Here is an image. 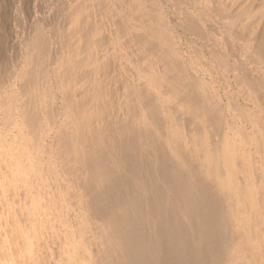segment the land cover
Here are the masks:
<instances>
[{
	"label": "bare ground",
	"instance_id": "6f19581e",
	"mask_svg": "<svg viewBox=\"0 0 264 264\" xmlns=\"http://www.w3.org/2000/svg\"><path fill=\"white\" fill-rule=\"evenodd\" d=\"M100 1H102V0H100ZM100 1L98 0L97 2L100 3ZM107 1L109 3L110 1H113V0H110V1L107 0ZM120 1L116 0V2H117L116 4L120 3ZM122 1H124V0H122ZM141 1L140 0H130V1L126 0V1H124V3L125 2L126 3L128 2V3L123 5V2H121L120 4H122V5L120 6V8L115 7V9H116L115 10L113 7V11L117 12L118 14L116 13V16H115V12H113L114 15H113V13H111V14L113 16H115L116 19L118 18V20H119L118 21L119 26L118 27L116 26L117 29H115V28H113V29L116 32L117 30H119V27H120L119 32L117 31L116 34L112 31L113 29H111L112 33H114L116 35V37L117 36L120 37V38H117L118 42L120 39L119 44H114V43H113L114 45L111 44V46H113L114 48L110 46V42L107 40V39H109V38H107L109 35L108 32H107V34H108L107 37H105L106 35H104V34L107 31L105 29H107L109 27V25H111V23H113L112 24V27H113V25L115 24L116 21H114L112 19L114 22H111L112 21L111 20V21H109V25H108V23H106V25H108L107 28H105V29H104V27L100 28V26H104V24L99 21V19L101 17L98 18V21H97L100 23V25H99L96 22L97 19L94 20V18L96 16L94 15V18L92 17V14L90 16V13L92 11H91V8H89L88 6L91 4L90 3L91 0L89 1V3H90L89 5L87 4L88 3L87 1L81 0V2H80V0H79V3H76L75 6L73 5L71 7V12H69L70 13L69 17L71 19V22L69 21L70 22V26H69L70 30H69L68 38H66V39H68V40H66V41H68L67 48H65L63 46V44H61V47L63 46V48H65L67 52L65 54L64 53L62 54L64 56H62V55H61L62 57L60 56L62 59H60L59 62H57V63H59L58 67L55 66L56 68H54V69H57V71L56 72L53 71L55 73L54 76H58V77H56L58 80V81L56 80V82H58V84L55 82L56 85H58L61 89V90L60 89H58V90L62 91L63 95H64V100H63L64 101V103H63L64 109L61 113L62 121H60V123L58 122L59 124H57V126L54 125L57 128H55L56 129L55 135L52 136V137H54L53 138L54 144L52 145L53 147H52L51 152L53 151V153L55 154V156L57 155L59 160L57 159L58 162H57V164L54 165V167L50 166V168L52 169V172L50 169L49 170H50L51 174H53V173H54V175L58 174L57 177L61 179L62 177L63 178L65 177V174L68 172V171L66 172V170L68 168L65 170L66 173H63L64 176H61L60 171L63 168L68 167L70 165V167H71L70 170H72V169H73V171L75 170L74 174H76V175H74V176L75 177L77 176V179H80L82 177L81 179L87 180V178L85 177L86 174L89 175L91 173L92 174L91 176L94 179V180H92L93 184H95L96 186H101L103 184L106 187V190H107V191H105L106 193L103 192V194H105L104 200L108 199L107 201H109V206L111 207L110 210L114 209V211H116L120 215L117 214L118 217L116 215L118 221L115 218L116 223L114 225H112L110 231H107V233L104 232V234L106 235L109 233L108 238L111 240V243L114 242L117 245V241H118L120 243V244L118 243L120 245V247L125 245L124 249L119 248L118 250L121 249L122 251L123 250L129 251V248L132 247L133 245L136 246L135 250H137V251L140 250V243L139 242H141V241H139V239H137V236H135L136 239H133L132 234L134 232L138 231L139 229L140 230L143 229L142 231L146 232L145 230H149L148 229L149 226L151 227V225H153V223L151 224V220H153L157 215L156 214H155V216L152 215V216H154V218L152 219V216L150 215V212H149L150 210L148 207L150 204V201L155 199L154 203H156L158 199L159 200L161 199L160 201L158 200L155 209L158 210V208H159V210H161V212L163 214V209L162 208L160 209V207H162V204L163 205L166 204V202L168 200V198L166 200V197L169 195L170 198L172 199L171 200L172 203H170V204H172V206L171 205L170 206H171V208H174V210L176 211L174 213L177 214L175 216L177 218L179 217L178 219H180L183 222V223L180 222L181 226H183L182 224H184L183 227L186 228V230H187V231L185 230V232H187L189 234V236L191 237V238L188 237L189 241L187 242V236L188 235H186L185 232L180 231L181 228H179L178 231L182 232V234H184V236L186 235L184 237L180 233L181 236L184 237V239H186L185 241L187 242V246H188L187 248L182 249L183 244L185 246L186 242L185 243L183 242V244L182 243L180 244L179 240H182L183 238L180 239V236L174 235V234L172 235V233L170 234V235L174 236L175 238L178 237L177 241H179L178 243L180 245H178V244H177V246L175 245L176 246L175 251H177L178 253L173 251V253L174 252L176 253V255H173V257L174 258H175V256L178 258L181 257V259H180L181 261L184 258L183 260H185V262L182 261L181 264H183V262H184V264H187V263L188 264H204V263L205 264H239L240 260L243 261V259L249 258L252 261V259H255L256 257H258L260 260V259H262V257L259 256L260 254H262L261 248H264L263 246L261 247L259 244L260 241L263 242V238H264V208H262V206H261L262 201L260 202V199H259L260 194L258 196L257 191H259V190L254 185V183H255L253 181L254 175L252 173V168L250 166L251 164L249 163V155L246 153V151H244V150H246V145L248 142H245V144H246V145L244 144L245 149H243L244 146L242 147V145H241V144H243L242 143L243 141H241V143L233 141L232 140L233 138H230V137H232V134H231L230 137L228 136L229 138L226 136L223 137V139H222V137L221 138L219 137L222 140V141L219 140V141H221V143H219L215 146L212 144V142L210 141V136H209L210 132L209 131L214 127V125H213V127L210 125V127H211L210 128L208 126L209 124L206 123L210 120L204 121L201 119L202 118L201 117L202 111H205L204 107H207V105H206L207 99L212 97V96L208 97L207 96L208 93H207L206 94L207 97H205L204 92H203L204 88H200V90H198L199 91L198 93L200 96L198 95V93H197V95L199 96L198 98L201 97V99H202L201 102L204 103L203 105L201 104L203 106V108L201 105L198 106L197 101H194L193 98H191V96H190V98L193 101H190L191 99L189 100L190 105H188V103L186 105L184 104V102H185L184 100L186 99L184 97H186V95L181 97L183 94L180 95V93L183 91L184 92L187 91V92H189V95H190V93L194 90L193 85H195L197 83L193 84L194 81L192 80L193 81L192 82L190 77H189L190 80L188 79L189 75H187V73H189V72L187 71V73H186L185 68L183 69L182 65L180 66V64L176 63L178 61L175 62V60H174L173 54L176 57V54H175L176 52L172 51L171 48H169V47L173 48V45L171 46V43H170L171 40L169 41L170 45L167 44V41H166V39H168V38H166V34H167L166 31L167 30L164 28V25L167 24V23H165L166 18H165V21H163L165 23L164 24L162 22V19H164V18L161 19L160 14H158V12L156 11L158 9V10H160L159 13H161V9L159 7L156 10L151 9L153 7V5H152V7H151V5H150V7L147 6V7H149L147 9L145 7V5H143V4H146L147 2L142 4ZM146 1H150V0H146ZM197 1H199V0H197ZM197 1H195V2H197ZM159 2L157 4L160 5ZM210 2H212V1H210ZM262 2H263L262 3L263 5H261L262 6L261 7L260 5H257L256 0H221V3L223 5L222 7H224L223 9H225V11L223 9H221V10H223L224 13H227V16L229 15L228 16L229 17V24L225 23L226 21L224 18L223 19L225 22H223L221 20L222 24L225 23L227 26L229 25V27L226 26V28H229L231 30L232 37L231 36H229V37H231L232 40H233V36L234 37L235 36H239V37L241 36V38L243 37L244 39H246L245 41L247 43H245V42H244L245 44L241 43L244 45V47L246 44H248V43L253 44L256 41L259 48H261V49L263 48L264 33L262 31L261 34H258L256 32V29H255L256 28L255 27L256 21H261L259 18L262 17V15H264L262 13L264 10L263 9L264 1H262ZM112 3H109V5ZM152 3H154V1ZM93 4H94V2H93ZM95 4L93 6H95ZM103 4L105 5V3H103ZM116 4H115V6H116ZM104 5H102V6L104 7L105 10H107L109 5H107V3H106V5L108 6L106 8ZM113 5H114V3H113ZM206 5L207 4H205V6ZM219 5H220V3H219ZM219 5L217 8H219ZM102 6H101V8H102ZM212 6H214V4ZM259 6L263 9L262 11H261ZM91 7H92V4H91ZM96 7L98 8V6H96ZM96 7H94V8H96ZM154 7H155V5H154ZM97 8H96V10H97ZM101 8H100V10H103V8L102 9ZM110 8L112 9V7H110ZM210 8H212V7H210ZM96 10L94 9L92 13H94ZM98 10H99V8H98ZM98 10H97V12H99ZM108 10H109V8H108ZM197 10H198V8H197ZM212 10H214V9H212ZM212 10L209 9V11H212ZM88 11L90 13H88ZM110 11L111 10L106 11L105 14L108 12L110 14ZM101 12L104 13L103 11H101ZM176 12H178L180 14V15L179 14L178 15L181 16V12H183V11L180 10V12L179 11H176ZM185 13H187V12L185 11ZM185 13H183V14H185ZM224 13H222V14H224ZM109 14H107L108 18L110 17ZM205 14H206V12H205ZM210 14H211V12H210ZM212 14H214L213 11H212ZM96 15L101 16L102 14H96ZM198 15H200V14H198ZM202 15H204V14H202ZM104 16L106 18V15H104ZM113 16H111V17H113ZM184 16H181V17L184 19ZM190 16H191V14H190ZM89 17L92 19H90ZM164 17H165V15H164ZM181 17H179V18H181ZM189 17H186V18L189 19ZM193 17H195V16H193ZM102 18H103V16H102ZM105 18H103V20H107ZM204 19L205 18H203L202 20H204ZM185 20L186 19H184V21ZM195 20H196V18H195ZM193 21H191V22H193ZM214 21H215L214 23H216V22L219 23V21L218 20L216 21V19ZM105 22H107V21H105ZM118 22H116V23H118ZM183 22H181V23H183ZM187 22H189V21H186L184 23L187 24ZM191 22H189V23L191 24ZM196 22H197V20H196ZM196 22L194 21L192 24H194V23L196 24ZM208 22L209 21H207V24H208ZM209 23H211V22H209ZM101 24H103V25H101ZM168 25H167V27H168ZM181 25H183V24H181ZM189 25H187V26H189ZM217 25H216V28H217ZM205 26H207V25L205 24ZM209 26H212V25H209ZM209 26L207 28H209ZM223 26L224 25H222V28H223ZM200 27L201 26H199V28ZM110 28H108V29H110ZM169 28H170V26H169ZM191 28H192V26H191ZM212 28H213V26H212ZM214 28H215V26H214ZM214 28H213V30L215 31ZM195 29L198 32L199 29L198 28H195ZM201 29H202V27H201ZM224 29L225 28H223L222 31ZM188 30H190V27ZM196 30H194L193 32H196ZM202 30H201V32H199L200 34L197 33L198 36L199 35L203 36L202 33L204 30L203 31ZM210 30L213 32V30L211 28L208 29V32H210ZM230 30L228 31L229 33H230ZM217 31H215V32H217ZM169 33H171V32L169 31ZM204 34H207V33L204 32ZM208 35L210 36V34H208ZM214 35H215V33H214ZM216 35H217V33H216ZM228 35H230V34H228ZM36 37H35V39L33 38L32 40H36ZM43 37H41V33H39L38 38L39 39L41 38V40H38V41L36 40L38 42L37 45H39V43L42 45L44 44V46L46 45V43H45L46 41L45 40H44L45 42L43 41V39H44ZM116 37H115V39H116ZM225 37L226 36H224V38ZM170 38H171V36H170ZM204 38L206 39V37H204ZM215 38L213 40H210V39L209 40L213 41V42H217V40ZM110 39L112 40V38H110ZM227 39H228V37H227ZM200 40H201V38H200ZM209 40H207V41H209ZM36 41H35V44L33 43L34 41L33 42L30 41L31 43L34 44V45L32 44V46L36 45ZM39 41H41V42L43 41L44 43H41ZM64 41H65V38H64ZM233 41L235 42L236 39ZM233 41H232V43H233ZM111 42H113V41H111ZM237 42H238V40H237ZM64 44H66V43H64ZM37 45H36V48H37ZM42 45L39 46L40 47L39 49L37 48L38 52L40 49H42ZM47 45H46L45 49H46V52L48 53L47 50H48L49 46H47ZM225 45H227V44H225ZM108 46H110L109 47L110 49L112 48L113 52L110 50L112 52V54L115 52L114 56L115 55L118 56V59H119L118 61H120L119 63H118V61L112 60V58H111L112 56L110 55L111 52L108 49H107V51L105 50ZM29 47H30V45H29ZM31 48H33V47H31ZM45 49H44V53L42 51L43 49L41 50L42 51L41 53H43L42 55H41V53L39 54L38 52H36L37 51L36 50L35 53H38L40 56H36L37 55L36 54L33 57L34 58L38 57L39 59H42V61H44V56L46 55ZM124 49H126L125 52H124ZM246 49H247V47H246ZM33 50H35V48L32 49V53H33ZM254 50H256V49H254ZM28 51H30V50H28ZM62 51L65 52L63 49H62ZM258 51H260V50H258ZM171 52H174V53H171ZM35 53H33L32 55H34ZM118 54H120L121 56ZM255 54H256V52H255ZM32 55L29 54V56H32ZM42 56H43V58H42ZM28 58H29V60L31 59V57H28ZM38 58H37V61L41 62V60H38ZM50 58L52 59V56ZM258 58H261V57H258ZM114 59H117V57H115ZM261 60H262V58H261ZM30 61H29V63H30ZM33 61H35V59H33ZM38 62H37V65L35 64L36 66L34 65V67H36V69L38 66ZM253 62H255V61H253ZM30 65H32L31 68L33 69V63H31ZM40 65H41V63L39 64V66ZM28 66H29V64H28ZM39 66H38V69L36 71H34L35 69L34 70L31 69V71H30V69H28L30 72H28V75H25V76H29V74H30L29 77L30 78L32 77V79L34 80L33 77L37 76L38 72L42 69L41 67L43 65L40 68H39ZM45 67L46 66L44 64V68L42 71H44ZM29 68H30V66H29ZM23 71L26 74V71L25 70H23ZM32 71L34 73H36L35 76H33V74H31ZM42 71H40L39 74H42L43 73ZM56 73L58 75H56ZM46 75H45V80L47 77ZM42 76H44V75H41L40 77L42 78ZM38 77H35L36 78V80H34L35 82H37ZM43 78H42V80H44ZM32 79H31V81H33ZM187 79L189 80V82H187L188 81ZM38 80H41V79L39 78ZM31 81H29V82H31ZM48 81H46V82H48ZM25 82H26V80H25ZM41 82L42 83H40V82H38V83H40V85L41 84H46L45 86L48 85L47 83H43V81H41ZM38 83H36V84H38ZM48 83L50 84L51 82H48ZM28 85H31V84H28ZM26 86H27V83H26ZM45 86L43 85L42 88H41V86H37V87H39L40 88L39 90L41 92H43L41 89H43ZM195 86L197 87L198 85H195ZM201 87H203V86H201ZM23 88H25V90H26L28 88V86L25 87V85H24ZM30 88H31V86H30ZM30 88H28L27 90H29ZM36 88L34 87L35 90L38 89V88L37 89ZM34 89H33L34 92L31 91L32 89H30V91L32 94L34 93L37 95V93L35 92ZM45 89L47 90V88H44V91H45ZM41 92H38V94L40 95ZM153 92L157 95H160L159 97L156 95L157 98H155L156 101H154V103H153V100H154L153 95H155V94ZM22 94H23V92H22ZM45 94H46V91H45ZM23 95H26V92ZM63 95H62V99H63ZM191 95L194 96V99H195L196 94L193 95V93H191ZM43 96H44V92H43ZM45 96H44V98H45ZM11 97L7 96L5 99L2 100L4 102L3 108H5V110H4L5 113H4V117H3L4 118L3 124H2L3 127H1V128L5 129V130L3 129L5 132L4 135H6V132H8L7 134L12 132L13 128L15 129V126L17 125L16 124L17 118L15 120L14 111H13V107H15L13 105V102L15 103V101H12ZM23 97H25V96H23ZM28 97H29V94H28ZM28 97H25V98H28ZM33 98H34L33 100H36L35 96ZM180 98H182V99L179 100ZM183 98H184V100H183ZM28 99H30V98H28ZM196 99H197V97H196ZM33 100L32 99L28 100L26 103L23 101L21 102L24 105L22 104L23 106L21 105L20 108H18V109H20L19 115L21 113V116H20L21 118L23 115L24 118H22L21 120H23L22 122L24 125L28 126L29 124H32L31 127L28 126L30 128V130L33 129L32 127H34V128L36 127L35 130H37V133H38V134L36 133L38 135L37 138H38V140H40V144H41L42 139H39V137L41 135L40 131L45 129L44 125L48 124L47 122L45 123V120H47L48 118L45 115H40L42 113L44 114L46 111V110H44V112H42V113L39 111L40 108H38V107L41 106L42 105L41 103H43V102H41V101L39 102L41 105L36 103L39 100L34 102L35 104H37V109H36L34 104H33ZM208 100H213V99H208ZM189 101L186 99V102H189ZM48 102H49V100H48ZM208 102H209V104L211 103L210 101H208ZM212 102L214 103V101H212ZM172 104H174L176 106L180 105V107L184 110H187V108H188L189 113H190V109L192 110V113H193L192 119L189 120L187 118L189 121L192 120L191 122H193V123L190 122L191 125L187 123L189 125V127L194 126L192 133L189 134L186 131L188 133L186 135L183 131L185 127H183V130H182L183 132H181L179 129H176V127L169 125L168 123H169L170 118H168V116L166 118L165 117L161 118V116H160L161 110H162L161 108H165V107L170 108V106ZM48 105H49V103H48ZM174 105H173V107H174ZM50 106H51V104H50ZM17 107H15V108H17ZM212 107H214V105H212ZM62 108H63V106H62ZM208 108H211V106ZM215 108H217V107L215 106L214 109ZM42 109L43 108H41V111H43ZM182 109H181V111H182ZM212 109L213 108H211V111H212ZM49 111H51V110H49ZM56 111L57 110H55L54 113ZM175 111H178V110H175ZM206 111H208V110H206ZM216 111L217 110H215L214 112L212 111L213 112L212 114H214ZM178 112H179L178 114H180V111H178ZM47 113L51 114L49 112H46V115H47ZM189 113H188V117L190 115ZM207 113H209V111L206 113H203V115H204L203 118H205V116H206L205 114H207ZM175 114H177V112ZM186 114L184 112V114L182 113L181 115H186ZM215 114H217V113H215ZM19 115H17V117ZM51 115L54 116L53 113ZM217 115H219V113ZM43 116H45V118H47V119L43 120V118H44ZM162 116H163V114H162ZM54 117H56V116H54ZM54 117H53V119H54ZM186 117L184 116L185 119H186ZM208 117H209V119L211 118L210 116H208ZM217 117L219 118V116H216L215 120H217ZM190 118H191V116H190ZM53 119H52V121H53ZM178 120H180V119L178 118ZM215 122H217V121H215ZM222 122H225L223 120V118H222ZM53 124H54V122H53ZM53 124L50 125L51 128H52ZM178 124H179V122H178ZM221 124H223V123H221ZM185 125H186V123H185ZM185 125H183V126H185ZM50 126H48L47 128H50ZM216 126L219 127V124H216ZM220 126H222V125H220ZM218 127H217V130H218ZM222 127H224V126H222ZM256 127H258V126H256ZM256 127L254 129H256ZM188 128H186V129H188ZM24 130H27L28 133L30 134L29 129L24 128ZM217 130L215 129L214 131H212V133H215V131H217ZM221 130H224V129L222 128ZM259 130L264 131V129H259ZM1 131H2V129H1ZM225 131L228 132V129L226 128ZM256 132L258 133L259 131H256ZM2 133H3V131H2ZM15 133L16 134L11 133V135L13 134L12 137L10 135L11 142H9L8 145H5V146L2 145L1 149H0V151H1L0 152V159L2 160V165L6 166V169H4L3 178H1V180H0V192H1L0 203H1V205L5 206L7 208V209L5 208L7 210V213L5 212V214L2 215L3 217H5L6 223H3L4 225H1L2 223L0 224V255L2 253L1 258H0V264H16V261L20 260V258L22 259V264H96V262H95L96 258H94L95 256L92 255V253L89 251V247H88L89 246L88 242L90 243V241H91V244L93 243L92 241L96 242V236L97 235L93 236V234H92L93 232L89 229L90 228L89 218L91 216H94V215L91 214L92 212L88 213V212H86V210L82 211L83 207L81 205H84V204H80V206L77 207V203L74 204V202L69 201L72 197H73L72 199H74L73 201H75L76 196L74 198V196H73L74 194L70 195L71 192L64 189L63 185L66 186L67 184L65 185L66 181L63 184L62 183L63 180L61 181L60 188L62 186V188L65 190V192H63L64 190L61 191L62 194H60V197L59 198L56 197L59 200V203L61 206L59 208L60 211H57L58 207H56L57 212L53 210L54 204L48 205L47 206L48 209L46 211H44L45 210L44 207H46V206L42 205L43 199L37 193L38 190H36V188H35L36 187L35 184H38L39 182L34 183V181L36 180L37 175L40 173H38L39 171L35 170L34 169L35 167H33V165H31V163H32L31 162L32 161L31 156L32 155L28 150L31 147L29 145L25 144L27 142H25L26 138L23 135L21 136V134L17 133V131ZM44 133H42V135H43L42 137L45 136ZM229 133H233V132H229ZM240 133H241V131H240ZM257 133H256V136L259 135V136H257L259 138L254 136L257 138V140L258 139L260 140V142L258 140L257 141L258 143H256L257 151L260 155H262L264 157V150H263L264 148L262 149L263 144H264V132L259 133V134H257ZM24 134H25V132H24ZM53 134H54V131H53ZM217 134H219V131L217 132ZM223 134L224 133H222L221 135H223ZM31 135L34 136L35 134H31ZM213 135H215V134H213ZM227 135H229V134L227 133ZM2 136H3V134H2ZM245 136L247 138V134H245ZM42 137H40V138H42ZM213 137H212V139H213ZM215 138H217V135ZM238 139H239V136H238ZM51 140H52V138H51ZM26 141H27V139H26ZM43 141L44 140H42V142ZM29 143H32V141ZM238 143H240V144H238ZM251 144L252 143L250 142V145ZM26 145L30 148L26 147ZM42 145L43 144H41V146ZM250 145L248 147H252ZM49 147L51 148V146H49ZM35 148H37V147H35ZM41 148L42 147H40V149L38 150V153H36V154L41 155L39 153ZM253 148L256 150L255 146H253ZM47 150H45V151H47ZM34 151H36V150H34ZM48 151L50 152V150H48ZM250 151L251 150L249 148V153H250ZM42 153H45V152H42ZM46 154L48 155V153H46ZM255 154H256V151H255ZM42 155H45V154H42ZM33 156H35V154ZM187 156H188V158L190 157L189 162H187L189 160V159H187ZM254 157H256V156L254 155ZM44 158H41V159H44ZM51 159H49V160H51ZM186 159H187V161H186ZM250 159H253V157ZM259 159H261V158H259ZM34 160H35V157H34ZM38 160H40V159H38ZM52 162H53V159H52V161H50V163H52ZM263 162H262V164H263ZM40 163L42 164V162H40ZM158 163L160 166L158 165ZM43 164L45 165L44 162H43ZM262 164L260 163V165H262ZM37 165H36V167H37ZM157 165H158V168L160 167V169H158V170H160V172L158 170H156ZM39 166H41V165H39ZM262 166L260 168H263ZM37 168H39V167H37ZM42 168H46V167L42 166ZM257 168H259V167H257ZM49 170H47V174H48ZM77 170H78L79 175L77 174ZM157 171L159 172V175H157ZM44 172L45 171L42 170V173H44ZM50 172H49V174H50ZM88 172H90V173H88ZM263 172H262V174H263ZM54 175H50V176H54ZM44 176L46 177V174H44ZM74 176H73V178H74ZM50 178L51 177H49V179ZM67 178H69V177H67ZM239 178H242L244 180V182H243V180L240 182L239 180H241V179H239ZM262 178L263 177H261V179ZM42 179H43V177H42ZM51 179L49 181H51ZM77 179L75 181H78ZM89 179H90V175H89ZM155 179H156V181L158 180L159 184L155 182ZM56 181L57 180H55V183H56ZM58 181H60V180L58 179ZM58 181H57V183H58ZM80 181H79V184H80ZM152 181L155 182L153 184H158V186L153 187V189L154 188L156 189L157 187H159V192H158L159 194H156L154 192L155 190L153 191L155 193V196L151 195V194H153V192H151V194H150V192H147L148 187L151 188L152 186L150 185L151 187L150 186L147 187L146 183H148V182L152 183ZM35 182H37V181H35ZM45 182H47V181H45ZM67 182H68V179H67ZM73 182H74V179H73ZM85 183H88V182H85ZM92 183H90V184L92 185ZM43 184H45L44 181H43ZM90 184L85 185V186H91ZM51 185H52V183H51ZM58 185H59V183H58ZM69 185H71V184H69ZM72 185L75 186V184H72ZM163 185H165V187ZM256 185H257V183H256ZM93 186H91L90 188L93 189L95 187V186L94 187ZM104 186H102V187H104ZM44 187H45V185H44ZM44 187L41 186V188H44ZM78 187L80 188L81 186L79 185ZM163 187L166 189H164ZM258 187H259V185H258ZM38 188H39V186H38ZM66 188H69V187H66ZM81 188H80V191L76 192L77 194L75 193V195L79 196V199H81L82 195H83L80 192H82L81 190H83L84 188L83 187H81ZM85 188H88V187H85ZM73 189H76V188H73ZM100 189H102V188L99 187V190ZM135 190H138V191H136L137 193L135 192ZM150 190H152V189H150ZM50 191H47V192H50ZM59 191H57V192H59ZM74 191H76V190H74ZM94 191H95V189H94ZM51 192H53V191H51ZM51 192L49 194L50 195L49 197L52 199ZM91 192H93V191L91 190ZM96 192H98V191H96ZM261 192L263 193L264 191H261ZM148 193L150 195H148ZM87 194L88 193H86V195ZM103 194L101 192L100 195H102V197H103ZM54 195H56V194H54ZM69 195L72 197L70 198ZM86 195L84 194L83 196H86ZM88 195H87V197H88ZM92 195L95 196V194H92ZM56 196H59V194ZM91 196H89V197H91ZM94 196H92V197H94ZM97 196H99V195H97ZM156 196H158L159 198L158 199L154 198ZM263 196L264 195L262 194V199H263ZM102 197H100V198H102ZM150 197H152L153 199H150ZM50 198H49V200H51ZM148 198L150 199V201H148ZM170 198H169V200H170ZM91 199L93 200V198H91ZM96 199H97V197H96ZM45 200H46V198H45ZM76 200H78V199H76ZM81 200H84V199L82 198ZM104 200L102 202L105 203ZM52 201H53V199H52ZM44 202L45 201L43 200V203ZM98 202L100 203L99 199L97 200V204H98ZM57 203H58V201L56 202V205H57ZM72 203L76 206V208L82 207L80 209V211H82V212H77V214L75 215L77 209L75 208L76 209L75 210L74 208L71 207L73 205ZM147 203H149V204H147ZM260 203H261V205H260ZM86 204L88 205V203H86ZM90 204H91V202H90ZM152 205H151V207H152ZM159 205H161V206L159 207ZM28 206L31 207V212L33 213L32 217H28ZM106 206H108V205H106ZM84 207H85V205H84ZM88 207H86V208L91 210L94 206L92 207L89 205ZM98 207H99V205L96 208H98ZM100 207L102 208V206H100ZM167 207H169V206L167 205ZM94 208H93V210H95ZM104 208L105 207H103L102 210ZM71 209L75 211V213L73 212L75 215L74 216L75 220L73 222H71V219H72L71 215L73 213L69 212V213H71V215H70L71 217H69V215L66 213L68 210H71ZM2 210H4V209L2 208ZM93 210H91V211H93ZM97 210H98L97 212H99L100 208ZM105 210H107V209H104L103 212L106 213ZM105 213H104V215H105ZM108 213H112V212L111 211L108 212V210H107V214H106L107 216L109 215V217H111V215ZM88 214H91V215H88ZM93 214H95V218H96L97 213L94 212ZM159 214H158V218H159ZM172 215L174 216L173 212H172ZM49 217L50 218L52 217L51 218L52 221L49 220ZM99 217L101 218L100 213H99L98 218ZM98 218H96L95 220H97ZM100 218L98 220L101 221ZM167 218H169V217H167ZM90 219H92V217ZM105 219L102 220V223H103V221L106 222L108 220V219H106V220ZM173 219L174 218L169 220L170 225L173 224V226L176 228V224L178 222H173ZM178 219H177V221H180ZM92 220H91V222L93 223L94 221H92ZM155 220H156V218H155ZM163 220H165L164 217H163ZM75 221H76V224L74 223ZM160 221L162 222V218L159 221L158 220L155 221V224H156V222H158V224H160L159 223ZM171 221L173 222L172 224H171ZM174 221H176V219H174ZM88 222H89V224H88ZM73 223L75 225H72ZM94 223H96V222H94ZM102 223L101 224L96 223V226L98 227V229L101 230L102 228H105L104 229L105 231L108 230L110 226L109 227L107 226L108 229H106V226L105 227L102 226V228H101ZM163 223H161V225H163ZM170 225H169V227H170ZM178 225L179 224H177V226ZM49 226L52 228V229L51 228L50 229L53 231L54 234H55L54 231H57L55 229V227L60 226V228L63 230L61 232V234L65 235L64 238H63V235L61 236V238H63L65 241L64 242L65 243L64 249L62 248L63 251H61L59 254H57L56 257H53L54 255L52 256L51 252H53V251H50V253H48L49 251L46 248L47 243L51 240L48 237H53V236H51L52 233H51V235L48 234V232L51 231V230L50 231L48 230ZM163 226H161V227L164 229L165 227H163ZM181 226H178V227H181ZM91 227H93V225ZM146 227H148V228L145 229ZM158 227H159V225H158ZM184 228L181 230H184ZM166 229H169V228H166ZM166 229H165V231H169V233H170V230H166ZM104 230H102V231H104ZM94 231H95V229H94ZM102 231H100V232H102ZM150 231H151V229H150ZM165 231H163L164 235H165ZM175 231L177 232V230H175ZM97 232H98V230H97ZM172 232H174V231H172ZM57 233H59V232H57ZM102 233L99 234V236L103 235V237L107 238L108 235L105 236ZM142 233H140V234H142ZM47 234L49 236H47ZM137 234L138 233L136 232V234H134V235H137ZM149 234H150V232H149ZM150 235H152V234H150ZM155 235H157V234H155ZM155 235H154V241H156ZM167 235H169V234H167V232H166L165 236H167ZM170 235L167 237L170 238ZM143 236L145 237L144 233H143ZM147 236H148V234H147ZM165 236H161V237L164 238ZM123 237H125V238H123ZM54 238H55V236H54ZM152 238L153 237H150L151 241H152ZM157 238H158V236H157ZM146 239H148V237H146ZM158 239H157V243H158ZM137 240H138V242H137ZM142 240H144V239L142 238ZM164 240H165V238H164ZM164 240H160L159 242H162ZM168 240H170V239H168ZM168 240L166 241L167 243L169 242ZM175 240L176 239H174V241ZM99 241H100V237H99ZM102 242L105 243L104 245H107L106 244L107 241L104 242L102 240ZM142 242L143 243L141 244V247L142 246L145 247L144 241H142ZM145 242H146L145 245L147 246V242H149V241H145ZM52 243H53V241H52ZM137 243H139V245ZM167 243H165V244H167ZM170 244L171 243H169L167 246H169ZM188 244H190V245H188ZM93 245H95V244L93 243ZM99 245L101 247V244H99ZM99 245H98V248H99ZM137 245H138V247H137ZM150 245L152 247L154 246L152 244H150ZM150 245H148V246H150ZM173 245H174V242H173L172 246ZM262 245H264V244H262ZM95 246H93V247H95ZM175 246H174V249H175ZM56 247L58 248V246H56ZM62 247H63V245H62ZM112 247H110V248L112 249ZM170 247H168V249ZM3 248L4 249L8 248V251L5 252L3 250ZM51 248L49 250H53ZM95 248L97 249V247H95ZM108 248H109V246H108ZM115 248H113V250ZM133 248H134V246H133ZM145 248H147V247H145ZM54 249H55V247H54ZM96 249H94V250H96ZM100 249H98V250H100ZM107 249L106 248H105V250L103 249L104 251L102 252V254L106 253V254L110 255L109 252L111 250L109 251V249H108V251H107ZM170 250H171V248H170ZM57 251H59V250L57 249ZM122 251H120V252L122 253ZM263 251H264V249H263ZM111 252H113V251H111ZM129 252H128V257L125 256L126 259L129 258V256H131V254L129 255ZM99 253H101V252L99 251ZM99 253L97 251V254H99ZM118 253H119V251H118ZM134 253H136V252H134ZM206 253L208 255V256L206 255L207 258L209 257V259H207L205 257ZM3 254H4V256H3ZM115 254H116V252H115ZM115 254H114V257L111 256L112 254L110 256L113 258H115L116 256L119 258L121 256V255L118 256L117 254L115 256ZM124 254H126V253H124ZM139 254H141V253L139 252ZM165 254H167V253H165ZM158 255H160V254H158ZM170 255H171V253H170ZM99 256L101 257L100 259H102V256L100 254H99ZM145 256H146V254L144 256L142 255V258H141L142 260H140L141 263H143L142 261L148 260L147 257H145ZM121 257H124L123 254ZM148 257H150V256L148 255ZM105 258H106V256H105ZM105 258H103V259H105ZM107 258H108V256H107ZM110 258H108V260ZM51 259H54V261L52 262ZM100 259L98 260V262L100 261L102 264V261ZM112 259H110V260H112ZM115 259L113 261H116ZM120 259H122V258H120ZM110 260L107 262H110ZM113 261H111V262L113 263ZM131 261H133V262L129 261V262H125L124 264H126V263H129V264L132 263L133 264L135 261L138 262L137 258H134V255H133V259ZM242 261H240V263ZM248 261L250 262V260H248ZM253 261L255 262L257 260L255 259ZM107 262H105V263H107ZM111 262H110V264H111ZM120 262H122V261L120 260L118 263H120ZM178 262L180 263V261H178ZM249 262L246 261V263H248V264H249ZM261 262H259V263H261ZM243 263H245V261ZM103 264H104V262H103ZM138 264H140V263H138ZM144 264H145V262H144ZM250 264H253V263L251 262Z\"/></svg>",
	"mask_w": 264,
	"mask_h": 264
},
{
	"label": "rangeland",
	"instance_id": "374dc122",
	"mask_svg": "<svg viewBox=\"0 0 264 264\" xmlns=\"http://www.w3.org/2000/svg\"><path fill=\"white\" fill-rule=\"evenodd\" d=\"M77 1V2H76ZM85 1H87L88 3V5L91 3L92 4V7H91V4L88 6L89 8H91V11L93 12V10L95 9L96 10V6H98V8H99V10H98V8H97V10L99 11V12H97V10L94 12V13H92L89 9V11L91 12H89L88 11V13H90V16H91V14H92V17L94 18V15L96 16L95 18H94V20H96V22L98 21V18H102V16H103V18H105V16L104 15H106V18L105 19H107V20H103V18L101 19H99V21L101 22V23H103L104 24V26H100V28L102 27H104V29L105 28H107L108 27V25H109V21H111L112 19L114 20V21H116V22H118L119 20H118V18L116 19V13L117 12H115V11H113V7H114V9H115V7L117 8V7H119L120 8V6L122 5V4H120L121 2H123V5H125V4H127L126 2L124 3V1H126V0H124V1H120V3H118V4H116L117 2H116V0L113 2V1H110L109 3H114V5H113V3L112 4H110L109 5V3H108V1L107 0H102V1H100V3L99 2H97L98 0H91V2L89 3V1L90 0H85ZM104 1V2H103ZM118 1V0H117ZM128 1H130V0H128ZM141 1V0H140ZM151 1V0H150ZM150 1H144V0H142L141 2H142V4L143 3H146V4H143V5H145V7L148 9L149 7H150V5H151V7H152V5H153V7L151 8V9H157L158 7L161 9V13H159V11L160 10H156L157 12H158V14H160V16H161V19L162 18H164V19H162V22L163 21H165V18H166V21H165V23H167L166 25H164V28L167 30H165L166 31V38H170V36H171V38L168 40V39H166V41H167V44H169V41L171 40V46L173 45V48L172 47H169V48H171V50L172 51H174V52H176L175 54H176V57H175V55L173 54V57H174V60H175V62L176 61H178V62H176L177 64H180V66L182 65V68L184 69L185 68V71H186V73H187V71L189 72V73H187V75H189L188 76V79L190 80V78H191V81L193 82V84L194 83H197V84H195V85H198L197 87L195 86V85H193V88H194V90L191 92V93H193V95L194 94H196V97H197V99H196V97H195V99H194V96H192L191 95V93H190V95H189V92H181L180 93V95H182L181 97H183V96H185L186 95V97H184V98H186L188 101L191 99V98H193V100L194 101H197V104H198V106H200L201 104L203 105L204 103L203 102H201V97L200 98H198L200 95H199V91L198 90H200V88H204L203 89V92H204V95H205V97H210V96H212V97H210V98H208V99H213V100H208L207 99V102L208 101H210L211 103L209 104V102L207 103L206 102V105H207V107H204V110L205 111H202V120H204V121H208V120H210V121H208V122H206L207 124H209L208 126L210 127V125L213 127V125H214V127L209 131L210 132V141L212 142V144L215 146V145H217V144H219V143H221V137H222V139H223V137H230V135L232 134V137H230V138H233L232 140L233 141H236V142H240L241 143V141H243L242 143L243 144H241L242 145V147L244 146V148L243 149H245V142H248L247 143V145H246V150H244V151H246V153L249 155V163L251 164L250 166H251V168H252V173H253V175H254V179H253V181L255 182H253L254 183V185H255V187L259 190V191H257L258 192V196H259V194H260V196H259V199H260V202L262 203V205H261V203H260V205L262 206V208H264V196H263V199H262V194L264 195V192L262 193L261 191H264V157L262 156V155H260L259 153H258V151H257V147H256V143H258L257 141L259 140H257V138H259V137H257V136H259V135H257L256 136V131H259L257 134H259V133H262V132H264V131H262V130H259V129H264V43H263V48L261 49V48H259V46H258V44H257V42L255 43H248V44H246L245 45V47H244V45L243 44H245V43H247L245 40L246 39H244L243 37L241 38V36L239 37V36H233V40H235L236 39V41L234 42L233 40H232V34H231V30L229 29V28H226V24L228 23L229 24V15L227 16V13H224L223 12V10L225 11V9H223L224 7H222L223 5H222V3H221V0H199V1H197V0H152L151 2ZM154 1V3H152ZM160 1V2H159ZM169 1V2H168ZM177 1V2H176ZM195 1H197V2H195ZM210 1H212V2H210ZM257 1V5H263L262 3V1H264V0H256ZM80 2H81V0H80ZM93 2H94V4H95V6H93L94 4H93ZM151 4H150V3ZM160 3V5L159 4H157V3ZM207 2V3H206ZM218 4H217V3ZM76 3H79V0H0V149H1V146L3 145V146H5V145H8L9 144V142H11V137H12V135H11V133H14V134H16L15 132L17 131V133H20L21 134V136L23 135L26 139H27V141H26V139H25V142H27V143H25V144H27V145H29L30 147H28L27 145H26V147H28V148H30V149H28L29 150V152L31 153V159H32V163H31V165H33V167H35L34 169L35 170H37V171H39L38 173H40V174H38L37 175V177H36V180L35 181H37V182H35L34 181V183H38V184H35L36 185V190H38L37 191V193L42 197V199L47 203H43V200H42V205L44 206H46V207H44V211H46L47 209H48V205H50V204H54V208H53V210L54 211H56V207H58V210L57 211H60L59 210V208L61 207L60 206V203H59V200L56 198V197H60V194H62V192L61 191H63L64 189H66V190H68V191H70L69 193H70V195H73L74 196V198H75V196H76V198H75V201H73L74 199H72L73 197L72 196H70V198L72 199H70L69 201H72V202H74V204H76L77 203V207L78 206H80V204H84L85 205V207H84V205H81L82 207H83V209H82V211L84 210H86V212H92L91 214L92 215H94V216H91L92 217V219H90L89 218V222H90V224H89V222H88V224H89V226H90V230L93 232L92 234H93V236H96V242L95 241H92L95 245H93V243L91 244V241H90V243L88 242V247H89V251L92 253V255L93 256H95L94 258H96V264H101V262L99 261L98 262V260L101 258L100 256H99V254L102 256V259H100L101 261H102V264H103V262H104V264H110V262L111 261H113L115 258V260L117 261H113V263L111 262V264H117L120 260L123 262H120V263H118V264H124L125 262H133V261H131L132 259H133V255H134V258H137V260H138V262L137 261H135L133 264H138V263H140V264H144V262H145V264H148L149 262V264H181L182 263V261H184L185 262V260H183L182 259V261L180 260L181 259V257H176L175 256V258L173 257V255H176V253L175 252H177V251H175L176 250V246H177V244L178 245H180L181 243L183 244V242L185 243L186 241V239H184V237L186 236V235H188L187 236V242L189 241L188 239V237H190L189 236V234L187 233V232H185V230H186V228H184L183 226H184V224H182L183 226H181V224H180V222L181 223H183L180 219H178L175 215H177V214H175L174 212H176L175 210H174V208H171V206H172V204H170V203H172L171 202V198H170V196L168 197H166V200H167V198H168V200H167V202H166V204L165 205H163L162 204V207H160L161 205H159V207H160V209L162 208L163 209V214H162V212H161V210H159V208H158V210L157 209H155L156 208V204H157V202H158V196H156V197H154V198H157L156 200H157V202L156 203H154L155 202V199H153L152 197H150V199H153V200H151L150 201V199L148 198V201H150V204L152 205V207H151V205L149 204V203H147V204H149V212H150V215L152 216V215H154L155 216V214L157 215L155 218H156V220H155V218H154V216H152V219L153 220H151V224L153 223V225H151V227L149 226V228L148 227H146L145 229H149V230H145L146 232H143L142 230L143 229H139L138 231H136L138 234L137 235H134V234H136V232H134L132 235H133V239H136L135 238V236H137V239H139V241H141V242H139L140 243V250L139 251H137V250H135V248H136V246L135 245H133L134 246V248H133V246L132 247H130L129 248V251L131 252H129V251H122L121 249L123 248H125V245H123L122 247H120V243L117 241V245H116V243H114V242H112L111 243V240L108 238L109 237V233L108 234H104V232L105 233H107V231H110V229H111V227H112V225H114L115 223H116V220L118 221V219H117V217H118V215H120V214H118L116 211H114V209H111L110 210V206H109V201H107V200H104V198H105V194H103V192L104 193H106L105 191H107L106 190V187L102 184L101 186H96L95 184H93L92 183V180H94L93 178H92V174L90 173V172H88V173H90L89 175H90V179H89V175L88 174H86V178H87V180L85 179H77V176L75 177L74 175H76V174H74L75 173V170L73 171V169L72 170H70L71 169V167H70V165L68 166V167H65V168H63L61 171H60V174H61V176H64L63 175V173H66L67 171L69 172H67L66 174H65V177L63 178H58L57 176H58V174H55L54 175V173L53 174H51V172H52V169L50 168V166H53L54 167V165L55 164H57V162H58V157H57V155L55 156V154L53 153V151L51 152V150H52V145L54 144V140H53V138L54 137H52L53 135H55V128H57V127H55V126H57V124H59L60 123V121H62V115H61V113H62V111H63V109H64V95H63V92L62 91H59L58 89H60V87L58 86V85H56V83L58 84V82H56V80H57V78L56 77H58V76H54L55 75V73L53 72V71H57V69H54V68H56L55 66H57L58 67V64L59 63H57V62H59V60L60 59H62L61 57L62 56H64V55H62L63 53L65 54L67 51H66V49L65 48H67V43H68V41H66V40H68V39H66V38H68V34H69V26H70V22H71V19H70V17H69V12H71V7L74 5H76ZM99 3V4H98ZM103 3H105V5L103 4ZM106 3H107V5H109V7L106 5ZM210 5H209V4ZM219 3H220V5H219ZM259 3V4H258ZM98 4V5H97ZM104 5L105 6V8L106 7H108L109 8V10H111L110 11V14L111 13H113V12H115V16H113L114 15V13H113V15L111 14H109V12L108 13H106L105 14V12L106 11H109L108 10V8H107V10H105L104 9V7L102 6V5ZM115 4H116V6H115ZM120 4V5H119ZM158 6H157V5ZM180 4V5H179ZM205 4H207L206 6H205ZM214 4V6H212V5ZM100 5V6H99ZM112 5V6H111ZM119 5V6H118ZM154 5H155V7H154ZM218 5H219V8H217L218 7ZM101 6H102V8H103V10H100V8H101ZM147 6H149V7H147ZM212 7V8H210V7ZM221 6V7H220ZM259 6V7H260ZM94 7H96V8H94ZM110 7H112V9L110 8ZM176 7V8H175ZM195 7V8H194ZM204 7V8H203ZM215 7V8H214ZM262 7V6H261ZM260 7V9H261V11L264 9V6H263V9ZM101 8V9H102ZM197 8H198V10H197ZM203 8V9H202ZM177 9V10H176ZM185 9V10H184ZM195 9V10H194ZM202 9V10H201ZM209 9L210 10H212V9H214V10H212L213 12H214V14L216 15H214V14H212V11H209ZM221 9H223V10H221ZM116 10V9H115ZM163 10V11H162ZM174 10V11H173ZM180 10H182L183 12H181V16H184V19H186L185 21H184V19L181 17V16H179L180 14L178 13V12H176V11H179L180 12ZM208 10V11H207ZM101 11H103L104 13H102ZM172 11V12H171ZM185 11L187 12V13H185ZM97 12V13H96ZM101 12V13H100ZM191 14V16H190V14ZM194 12V13H193ZM199 12V13H198ZM203 12V13H202ZM205 12H206V14H205ZM210 12H211V14H210ZM102 14L101 16L99 15V16H97L96 14ZM183 13H185V14H183ZM204 14V15H202V14ZM222 13H224V14H222ZM263 14H264V10H263V12H262ZM107 14H109V18H108V15ZM118 14V13H117ZM179 14V15H178ZM193 14V15H192ZM197 14V15H196ZM198 14H200V15H198ZM164 15H165V17H164ZM177 15V16H176ZM187 15V16H186ZM202 15V16H201ZM224 15V16H223ZM111 16H113V17H111ZM190 16V17H189ZM193 16H195V17H193ZM199 16V17H198ZM201 16V17H200ZM215 16V17H214ZM227 16V17H226ZM178 17V18H177ZM179 17H181V18H179ZM186 17H189V19L188 18H186ZM214 17V18H213ZM69 18V19H68ZM90 18V17H89ZM195 18H196V20H197V22H196V20H195ZM203 18H205L204 20H202ZM213 18V19H212ZM225 19V21H224V19ZM90 19H92V18H90ZM180 19V20H179ZM209 19V20H208ZM216 19V21L218 20L219 21V23H214L215 20ZM261 21H256V25H255V29H256V32L258 33V34H261L262 33V31H263V33H264V15H262V17H260L259 18ZM111 21V22H114V21ZM179 20V21H178ZM196 22V24L194 23V24H192L194 21ZM212 20V21H211ZM223 22H225V23H223L222 24V21ZM70 21V22H69ZM104 21V22H103ZM105 21H107V22H105ZM168 21V22H167ZM186 22V21H189V22H191V21H193V22H191V24L189 23V22H187V24L186 23H184V22ZM207 21H209V22H211V23H209L208 22V24L209 25H212L213 26V28H214V26H215V31H217V32H215L214 30H213V28H212V26H209L208 24H207ZM110 22V23H111ZM115 22V24L113 25V27H112V24L113 23H111V25H109V27L108 28H110V29H105V30H107L106 32H105V34L104 35H106L105 37H107V35H108V37L107 38H112V40L110 39H107L109 42H110V46H111V44H119L120 43V39H119V42L117 41V38H120V37H116V33H117V31L119 32V30H120V27H119V30H117L116 32H115V30L113 29V28H115V29H117V27L119 26V22L118 23H116ZM180 22V23H179ZM181 22H183V23H181ZM204 22V23H203ZM106 23H108V25H106ZM164 23V22H163ZM164 23V24H165ZM214 23V24H213ZM224 25L223 26V28H225L223 31H222V25ZM97 24H99L100 25V23L99 22H97ZM103 24H101V25H103ZM169 24V25H168ZM181 24H183V25H181ZM190 24V25H189ZM199 24V25H198ZM205 24L207 25V26H205ZM218 24V25H217ZM167 25H168V27H167ZM187 25H189V26H187ZM216 25H217V28H216ZM117 26V27H116ZM169 26H170V28H169ZM187 26V27H186ZM191 26H192V28H191ZM199 26H201L202 27V29L204 30H202L201 29V27L199 28ZM209 26V28H207ZM167 27V28H166ZM185 27V28H184ZM189 27H190V30H188L189 29ZM194 27V28H193ZM227 27H229V25L227 26ZM195 28H198L199 30H198V32H197V30L195 29ZM212 29L213 30V32L210 30V32H208V29ZM103 29V30H104ZM111 29H113L112 31L115 33H112V31H111ZM186 29V30H185ZM203 31V33H202V35L203 36H201V35H199L198 36V34H200L199 32H201V30ZM228 29V30H227ZM104 30V31H105ZM109 30V31H108ZM171 32V33H169V31ZM192 30V31H191ZM194 30H196V32H193ZM226 30V31H225ZM230 30V33L228 32ZM222 31V32H221ZM107 32H108V34H107ZM204 32L205 33H207V34H204ZM225 32V33H224ZM228 32V33H227ZM39 33H41V37H43L44 39H43V41L46 43V45L47 46H49L48 47V53L46 52V45L44 46V44L42 45V44H40L39 43V45H37L38 44V40H41V38L39 39L38 38V36H39ZM112 33V34H111ZM198 33V34H197ZM214 33H215V35H214ZM216 33H217V35H216ZM38 34V35H37ZM169 34V35H168ZM208 34H210V36L212 37H210ZM212 34V35H211ZM219 34V35H218ZM228 34H230V35H228ZM205 35V36H204ZM208 35V36H207ZM226 36L225 38H224V36ZM228 35V36H227ZM37 36V37H36ZM112 36V37H111ZM116 37V39H115V37ZM198 36V37H197ZM220 36V37H219ZM229 36H231V37H229ZM35 37H36V40H32L33 38L35 39ZM204 37H206V39L207 40H213L215 37V39L217 40V42H213V41H207ZM208 37V38H207ZM227 37H228V39H227ZM38 38V39H37ZM46 38V39H45ZM64 38H65V41H64ZM200 38H201V40H200ZM204 38V39H203ZM235 38V39H234ZM115 39V40H114ZM221 39V40H220ZM220 40V41H219ZM225 40V41H224ZM228 40V41H227ZM237 40H238V42H237ZM30 41H34L33 43L35 44V41H36V45H37V48L39 49L40 47V45H42V49H40L39 50V52H38V50H37V48H36V45L35 46H32V44L33 43H31ZM41 42V41H39V42H41V43H44V42ZM64 41V42H63ZM111 41H113V42H111ZM204 41V42H203ZM215 41V40H214ZM223 41V42H222ZM232 41H233V43H232ZM117 42V43H116ZM230 42V43H229ZM245 42V43H244ZM31 43V44H30ZM64 43H66V44H64ZM219 43V44H218ZM240 43V44H239ZM241 43H243V44H241ZM33 44V45H34ZM61 44H63V46L65 47V48H63V46L61 47ZM113 44V45H114ZM222 44V45H221ZM225 44H227V45H225ZM235 44V45H234ZM257 44V45H256ZM29 45H30V47H29ZM170 45V44H169ZM168 45V46H169ZM231 45V46H230ZM254 45V46H253ZM257 47H256V46ZM110 46H108L105 50L107 51V49L110 51H112V48L110 49L109 47ZM222 46V47H221ZM227 46V47H226ZM243 48H242V47ZM250 46V47H249ZM31 47H33V48H35V50H33V53H35V51L36 52H38L39 54L43 51V53H44V49H45V56H44V61H42V59H39L38 57H36V58H34L33 56H35L36 54V56H40L38 53H35L34 55H32L33 53H32V49L33 48H31ZM111 47H113V46H111ZM230 47V48H229ZM246 47H247V49H246ZM29 48V49H28ZM65 51V52H63L62 51V49ZM114 48V47H113ZM237 48V49H236ZM240 48V49H239ZM250 48V49H249ZM256 49V50H254V49ZM174 49V50H173ZM28 50H30V51H28ZM42 50V51H41ZM248 50V51H247ZM258 50H260V51H258ZM108 51V52H109ZM110 51V52H111ZM126 51V49H124V52ZM258 51V52H257ZM29 52V53H28ZM62 52V53H61ZM113 52V51H112ZM112 52H111V58H112V60H115V61H118L119 59H118V56L117 55H115L114 56V54H115V52L112 54ZM174 52H171V53H174ZM255 52H256V54H255ZM43 53H41V55L43 54ZM261 53V54H260ZM29 54L30 55H32V56H29ZM58 55V56H57ZM62 55V56H61ZM118 55H120V54H118ZM260 55V56H259ZM262 55V56H261ZM52 56V59L50 58ZM61 56V57H60ZM114 56V57H113ZM121 56V55H120ZM28 57H31V61L29 60V58ZM33 57V58H32ZM49 57V58H48ZM115 57H117V59H114ZM258 57H261L262 58V60H261V58H258ZM37 58H38V60H41V62L39 61H37ZM42 58H43V56H42ZM46 58V59H45ZM56 58V59H55ZM58 58V59H57ZM33 59H35V61H33ZM49 59V60H48ZM54 59V60H53ZM179 59V60H178ZM255 59V60H254ZM29 61H30V63H29ZM33 61V62H32ZM253 61H255V62H253ZM259 61V62H258ZM35 62V63H34ZM37 62H38V66H39V64L41 63V65L39 66V68L41 67L42 69L40 70V71H42L43 70V68H44V64H45V69H44V71H42L43 73L42 74H39V72H38V74H37V76H35V74L36 73H34L33 71V73L31 72V74H33V76H35V77H38L37 78V82H35L34 80H36V78L35 77H33L34 78V80L32 79V77L30 78L29 76H30V74H29V76H25V75H28V72H30L31 71V66L32 65H30L31 63H33V69L32 70H34V71H36L37 69H38V66H37V69H36V67H34V65L36 64L37 65ZM50 62V63H49ZM120 61H118V63H119ZM43 63V64H42ZM47 63V64H46ZM28 64H29V66H30V68H29V66H28ZM57 64V65H56ZM35 65V66H36ZM48 66V67H47ZM184 66V67H183ZM186 66V67H185ZM27 67V68H26ZM259 69H258V68ZM28 70V69H30V71L28 70H26V69ZM54 70H53V69ZM255 69V70H254ZM23 70H25L26 71V74H25V72L23 71ZM46 71V72H45ZM24 73V74H23ZM54 73V74H53ZM47 74V75H46ZM41 75H44V76H42V78L45 80V75L47 76L46 77V80L44 81V80H42V78L40 77ZM56 75H58L57 73H56ZM25 77V78H24ZM30 79H29V78ZM55 77V78H54ZM190 77V78H189ZM28 78V79H27ZM41 79V80H38V79ZM31 79L34 81H31ZM187 79V80H188ZM25 80H26V82H25ZM49 80V81H48ZM189 80L187 81V82H189ZM29 81H31V82H29ZM41 81H43V83H47L48 85L47 86H45L46 84H41L40 85V83H42ZM46 81H48V82H51L50 84L48 83V82H46ZM58 81V80H57ZM190 81V82H191ZM29 82V83H28ZM38 82H40V83H38ZM56 82V83H55ZM191 82V83H192ZM26 83H27V86H28V88H30V86H31V88L30 89H32L31 91H33V89H34V87L36 88L37 86H41V88H42V86L44 85L45 87L44 88H47V90L45 89V91H46V94H45V91H44V88L43 89H41L43 92H44V96H45V98H44V96H43V92H41L39 89V87H37L36 89L37 90H35V92L37 93V95L36 94H32L31 93V91H30V89L29 90H25V88H23V86L25 85V87H27L26 86ZM36 83H38V84H36ZM28 84H31V85H28ZM34 84V85H33ZM201 86H203V87H201ZM37 85V86H36ZM195 86V87H194ZM50 87V88H49ZM55 87V88H54ZM197 88V89H196ZM199 88V89H198ZM50 89V90H49ZM61 90V89H60ZM26 92V95H23L25 92ZM41 92L40 93V95L38 94V92ZM22 92H23V94H22ZM28 92V93H27ZM34 92V91H33ZM62 92V93H61ZM157 92V91H156ZM154 93V92H153ZM186 93V94H185ZM197 93H198V95H197ZM208 93V95L206 96V94ZM9 94V95H8ZM12 94V95H11ZM28 94H29V97H28ZM48 94V95H47ZM155 94V93H154ZM188 94V95H187ZM12 96L11 98H12V101H15V103L13 102V105L15 106V107H17V108H15V107H13V111H14V118H15V120H16V118H17V125L15 126V129L13 128V130H12V132H10L9 134H7L8 132H6V135H4V128H1V127H3L2 126V124H3V120H4V110H5V108H3L4 107V105H3V99H5L7 96ZM16 95V96H15ZM33 95V96H32ZM62 95H63V99H62ZM156 95L157 94H155V95H153V103H154V101H156V99L155 98H157L156 97ZM23 96H25V97H28V98H30V99H28V98H25V97H23ZM35 96V99L36 100H33L34 97ZM158 97L160 96V95H157ZM190 96H191V98H190ZM14 97V98H13ZM44 98V99H43ZM53 98V99H52ZM184 98H183V100H184ZM189 98V99H188ZM21 99V100H20ZM33 100V104H34V106H35V108L37 109V104H40L39 102L41 101V102H43V103H41L40 105L41 106H39L38 108H40L39 109V111L42 113V112H44V110H46L45 111V113L43 114H40V115H45L47 118H45V116H43L44 118H43V120H45V119H47V120H45V123L47 122L48 124H46V125H44V128L45 129H43L42 131H40V133H41V135H40V137H42L43 135H42V133H44V137H42V138H40L39 137V139H42V140H44L43 142H42V140H41V144H43L42 146H41V144H40V140H38V133H37V130H35V128L34 127H32L33 129V131L32 130H30V128L29 127H31L32 126V124H27L28 126H26V125H24L23 124V120H21L22 118H24L23 117V115H22V118L20 117L21 116V113H20V115H19V111H20V109H18V108H20V106L23 104V103H21L22 101L23 102H27L28 100ZM51 99V100H50ZM182 98H180L179 100H181ZM186 99L183 101L184 102V104L186 105L187 103H188V105H190L189 103H190V101H193L192 99L189 101V102H186ZM39 100V101H38ZM47 100V101H46ZM48 100H49V102H48ZM36 101H38V102H36ZM63 101V102H62ZM181 101V102H182ZM206 101V100H205ZM212 101H214V103L212 102ZM34 102H36L37 104H35ZM49 103V105H48V103ZM18 103V104H17ZM47 103V104H46ZM50 104H51V106H50ZM54 104V105H53ZM3 105V106H2ZM24 105V104H23ZM22 105V106H23ZM31 105V104H30ZM47 107H46V106ZM173 105L174 104H172L171 106H170V108L169 107H165V108H161L162 110H161V118H163V117H167L168 116V118H170L169 119V125H172L173 127H176V129H179L181 132H183L184 131V133L187 135L188 133L190 134V133H192V130L194 129V126H190L189 127V125L188 124H190V122L192 121H189L190 119H192V110L190 109V113H189V110H188V108H187V110H184V109H182L181 107H180V105L179 106H176V105H174V107H173ZM201 105V106H202ZM212 105H214V107L216 106L217 108H215L214 109V107H212ZM43 106V107H42ZM62 106H63V108H62ZM211 106V108H213L212 109V111L214 112L215 110H217L215 113H219V115H217V114H212L213 112L211 111V108H208V107H210ZM51 107V108H50ZM55 107V108H54ZM58 107V108H57ZM41 108H43L42 110L43 111H41ZM45 108V109H44ZM57 108V109H56ZM177 108V109H176ZM182 109V111H181V109ZM202 108H203V106H202ZM206 108V109H205ZM51 110V111H49V110ZM210 109V110H209ZM17 110V111H16ZM48 110V111H47ZM55 110H57L56 112L58 113H54V111ZM165 110V111H164ZM174 110V111H173ZM175 110H178V111H180V114H178L179 112L178 111H175ZM206 110H208L209 111V113H207V114H205L206 116H205V118H203V113H206V112H208V111H206ZM163 111V112H162ZM46 112H49V113H53V115L54 116H56V117H54V116H52L51 114H48L47 113V115H46ZM169 112V113H168ZM177 112V114H175ZM184 112H185V114L186 115H181L182 113L184 114ZM173 113V114H172ZM188 113L190 114L189 115V117H188ZM162 114H163V116H162ZM16 115V116H15ZM17 115H19L18 117H17ZM49 115V116H48ZM172 115V116H171ZM51 116V117H50ZM178 116V117H177ZM184 116L186 117V119L184 118ZM190 116H191V118H190ZM208 116H210L211 118L209 119V117ZM216 116H219V118L217 117V120H215V118H216ZM221 116V117H220ZM53 117H54V119H53ZM172 117V118H171ZM181 117V118H180ZM214 117V118H213ZM56 118V119H55ZM58 118V119H57ZM178 118L180 119V120H178ZM189 120H188V119ZM222 118H223V120L225 121V122H222ZM52 119H53V121H52ZM61 119V120H60ZM185 119V120H184ZM212 119V120H211ZM52 122H51V121ZM55 120V121H54ZM165 120V119H164ZM174 120V121H173ZM219 121L218 123L217 122H215V121ZM173 121V122H172ZM183 123H182V122ZM186 121V122H185ZM21 122V123H20ZM53 122H54V124H53ZM59 122V123H58ZM171 122V123H170ZM178 122H179V124H178ZM223 123V124H221V123ZM56 123V124H55ZM177 123V124H176ZM185 123H186V125H185ZM188 123V124H187ZM191 123H193V122H191ZM22 124V125H21ZM51 124H53L52 125V128H51ZM167 124V125H168ZM216 124H219V127L218 126H216ZM21 125V126H20ZM55 125V126H54ZM183 125H185V126H183ZM191 125V124H190ZM220 125H222V126H224V127H222V126H220ZM26 126V127H25ZM46 126V127H45ZM48 126H50V128H47ZM181 126V127H180ZM216 126V127H215ZM256 126H258V127H256V129H254ZM180 127V128H179ZM183 127H185L184 128V130H183ZM189 127V128H188ZM193 127V128H192ZM217 127H218V130H217ZM224 129V130H221L222 128ZM261 127V128H260ZM24 128L25 129H29V131H30V134L28 133V131L27 130H24ZM186 128H188V129H186ZM211 128V127H210ZM221 128V129H220ZM228 129V132H226L225 131V129ZM1 129H2V131H3V133H2V131H1ZM4 129V130H3ZM54 129V130H53ZM186 129V130H185ZM217 130V131H215V133H212V131H214V130ZM220 129V130H219ZM254 129V130H253ZM19 130V131H18ZM45 130V131H44ZM183 130V131H182ZM189 130V131H188ZM239 130V131H238ZM33 133H32V132ZM44 131V132H43ZM53 131H54V134H53ZM188 133H187V132ZM219 131V134H217V132ZM224 131V132H223ZM240 131H241V133H240ZM244 131V132H243ZM262 131V132H261ZM24 132H25V134H24ZM27 132V133H26ZM229 132H233V133H229ZM239 132V133H238ZM23 133V134H22ZM37 133V134H36ZM222 133H224L223 135H221ZM227 133L229 134V135H227ZM247 134V138H246V136H245V134ZM2 134H3V136H2ZM31 134H35L34 136H32ZM47 134V135H46ZM183 134V133H182ZM213 134H215V135H213ZM235 134V135H234ZM241 134V135H240ZM251 134V135H250ZM8 135V136H7ZM10 135H11V137H10ZM31 135V136H30ZM184 135V134H183ZM212 135V136H211ZM216 135H217V138H215L216 137ZM253 135V136H252ZM6 136V137H5ZM214 136V137H213ZM238 136H239V139H238ZM244 136V137H243ZM254 136H256V137H254ZM33 137V138H32ZM212 137H213V139H212ZM220 137V138H219ZM228 137V138H229ZM4 138V139H3ZM6 138V139H5ZM10 138V139H9ZM35 138V139H34ZM37 138V139H36ZM51 138H52V140H51ZM236 138V139H235ZM245 140H244V139ZM250 138V139H249ZM253 138V139H252ZM212 139V140H211ZM4 140V141H3ZM37 140V141H36ZM219 140H221V141H219ZM239 140V141H238ZM248 140V141H247ZM254 142H252V141ZM3 141V142H2ZM6 141V142H5ZM32 141V143H29V142H31ZM39 141V142H38ZM51 141V142H50ZM3 144H2V143ZM8 142V143H7ZM214 142V143H213ZM218 142V143H217ZM250 142L252 143L251 145H250ZM259 142H260V140H259ZM37 143H39L37 146L35 145V144ZM240 143H238V144H240ZM33 144V145H32ZM245 144V145H244ZM254 144V145H253ZM35 145V146H34ZM40 145V146H39ZM51 146V148L49 147V146ZM252 146V147H248V146ZM39 146V147H38ZM253 146H255V148H256V150L253 148ZM34 147V148H33ZM35 147H37V148H35ZM40 147H42L41 148V152L39 151V153L41 154V155H39V154H36V153H38V150L40 149ZM50 150V152L47 150ZM248 148V149H247ZM249 148H250V153H249ZM264 148V144H263V147H262V149ZM34 150H36V151H34ZM45 150H47V151H45ZM254 150V151H253ZM264 150V149H263ZM32 151V152H31ZM255 151H256V154H255ZM1 152V151H0ZM42 152H45V153H42ZM46 153H48V155L46 154ZM35 154V156H33ZM42 154H45V155H42ZM53 156H52V155ZM251 154V155H250ZM50 155V156H49ZM254 155L256 156V157H254ZM260 155V156H259ZM40 156V157H39ZM49 156V157H48ZM34 157H35V160H34ZM37 157V158H36ZM45 157V158H44ZM55 157V158H54ZM253 157V159H250V158H252ZM261 158V159H259V158ZM41 158H44V159H41ZM53 159V162L52 163H50V161H52V159ZM38 159H40V160H38ZM48 159V160H47ZM49 159H51V160H49ZM58 159V160H57ZM187 159H189L188 161H187ZM187 159H186V161L187 162H189L190 161V157L188 158V156H187ZM1 160V159H0ZM38 160V161H37ZM57 160V161H56ZM42 162V164H43V162L45 163V165L43 164H41L40 162ZM255 161V162H254ZM259 161V162H258ZM38 162V163H37ZM262 162H263V164H262ZM49 163V164H48ZM260 163L263 165H260ZM37 165V167H39V168H37L36 167V165ZM52 164V165H51ZM256 164V165H255ZM39 165H41V166H39ZM49 165V166H48ZM158 165H159V163H158ZM158 165L156 166V170H158V169H160V167L158 168ZM260 165V166H259ZM42 166H45L46 168H42ZM160 166V165H159ZM254 168H253V167ZM259 167V168H257V167ZM263 167V168H260V167ZM42 168V169H41ZM68 168V169H67ZM3 169V170H2ZM4 169H6V166H4V165H2V160L0 161V180H1V178H3V175H4ZM51 170V172H50V170ZM67 169V170H66ZM42 170L43 171H45L44 173H42ZM47 170H49L48 171V174H49V172H50V174L48 175L47 174ZM65 170H66V172H65ZM159 172H160V170H158ZM157 171V175H159V172ZM263 172V174H262V172ZM255 172V173H254ZM44 174H46V177L48 178H46L45 176H44ZM77 174L79 175V173H78V170H77ZM262 174V175H261ZM2 175V176H1ZM50 175H54V176H50ZM69 175V176H68ZM72 175V176H71ZM73 176H74V178H73ZM88 176V177H87ZM41 179H40V178ZM42 177H43V179H42ZM46 179H45V178ZM49 177H51L50 179H51V181H49L50 179H49ZM67 177H69V178H67ZM261 177H263L262 179H261ZM56 178V179H55ZM60 180V181H58V179ZM74 179V182H73V179ZM84 178V177H83ZM92 178V179H91ZM35 179V178H34ZM66 179V180H65ZM67 179H68V182H67ZM71 181H70V180ZM78 180V181H75V180ZM239 179H241V180H239L240 182L243 180L242 178H239ZM41 180V181H40ZM55 180H57L58 181V183H59V185H58V183H57V181H56V183H55ZM63 180V184H64V182H65V185L66 186H64L63 184V187H64V189L62 188V186H61V188H60V185H61V181ZM82 182H81V181ZM256 180V181H255ZM43 181H44V183L45 184H43ZM45 181H47V182H45ZM49 181V182H48ZM70 181V182H69ZM79 181H80V184H79ZM88 182V183H85V182ZM52 183V185H51V183ZM92 183V185L90 184V183ZM94 182V181H93ZM155 182L156 183H158L159 184V182H158V180L156 181V179H155ZM155 182H153L152 181V183L151 182H148V183H146L147 184V187L148 186H150L151 188H149L148 187V189H147V192H150V194H151V192H153L154 190V192L156 193V194H159L158 192H159V187H157L156 189L154 188L153 189V187H156V186H158V184H153V183H155ZM243 182H244V180H243ZM56 185H55V184ZM71 184V185H69V184ZM84 183V184H83ZM151 183V184H150ZM256 183H257V185H256ZM72 184H75V186L74 185H72ZM83 186H82V185ZM91 185V186H93L92 188L93 189H91L90 187L91 186H85V185ZM44 185H45V187H44ZM81 186V187H83L84 189L83 190H81L82 192H80L81 194H85L86 195V193H88L87 195H88V197H87V195L86 196H83L82 195V198L84 199V200H81V199H79V196H77V195H75V193L76 192H78V191H80V188L78 187V186ZM155 185V186H154ZM258 185H259V187H258ZM38 186H39V188H38ZM41 186L42 187H44V188H41ZM48 186V187H47ZM56 186V187H55ZM73 186V187H72ZM102 186H104V187H102ZM164 187H165V185H163ZM262 186V187H261ZM66 187H69V188H66ZM85 187H88V188H85ZM99 187L100 188H102V189H100L99 190ZM163 187V188H164ZM50 188V189H49ZM73 188H76V189H73ZM105 190H104V189ZM108 188V187H107ZM42 189V190H41ZM47 189V190H46ZM49 189V190H48ZM79 189V190H78ZM82 189V188H81ZM90 189V190H89ZM94 189H95V191H94ZM150 189H152V190H150ZM164 189H166V188H164ZM41 190V191H40ZM45 190V191H44ZM53 191V192H51V191ZM55 190V191H54ZM60 190V191H59ZM73 190V191H72ZM74 190H76V191H74ZM91 190L93 191V192H91ZM103 190V191H102ZM158 190V191H157ZM261 190V191H260ZM47 191H50L51 192V196H52V199H53V201H52V199L49 197L50 195V192H47ZM57 191H59V192H57ZM90 193H89V192ZM96 191H98V192H96ZM136 191H138V190H135V192ZM45 192V193H44ZM63 192H65V190L63 191ZM74 192V193H73ZM84 192V193H83ZM86 192V193H85ZM101 192H102V194H103V197H102V195H100L101 194ZM153 192V194H151L152 196H155V193ZM53 193V194H52ZM95 194V196L94 195H92V194ZM137 193V192H136ZM54 194H56V195H58L59 194V196H56V195H54ZM77 194V193H76ZM92 196H94V197H92ZM139 194V193H138ZM149 193H148V195H150ZM0 195H1V192H0ZM97 195H99L100 197H102V198H100L99 196H97ZM46 198V200H45V198ZM48 196V197H47ZM55 196V197H54ZM89 196H91V197H89ZM78 197V198H77ZM85 197V198H84ZM96 197H97V199H96ZM99 197V198H98ZM149 197V196H148ZM261 197V198H260ZM49 198L51 199V200H49ZM88 198V199H87ZM91 198H93V200L91 199ZM169 198H170V200H169ZM76 199H78V200H76ZM99 199V201H100V203L98 202V204H97V200ZM101 199V200H100ZM56 200V201H55ZM86 200V201H85ZM105 201V203L104 202H102V201ZM161 200V199H160ZM159 200V201H160ZM52 203H51V202ZM58 201V203H57V205H56V202ZM89 201V202H88ZM95 201V202H94ZM169 201V202H168ZM90 202H91V204H90ZM86 203H88V205L86 204ZM108 203V204H107ZM161 203V202H160ZM169 203V204H168ZM73 204V203H72ZM72 205L71 207L72 208H76V206L75 205ZM96 204V205H95ZM108 205V206H106V205ZM94 206L93 208L95 209V210H93V208L91 209V210H93V211H91L90 209H87L86 207H88V206ZM99 205V207L98 208H96L97 206ZM167 205L169 206V207H167ZM171 205V206H170ZM0 217L2 216V215H4L5 214V212L7 213V208L5 207V206H3V205H1V203H0ZM100 206H102V208L103 207H105L104 209H107L108 210V212H112V213H108V214H110L111 215V217H109V215L107 216L106 214H107V210H105L106 211V213L105 212H103V210H102V208L100 207ZM81 207V208H82ZM107 207V208H106ZM2 208L4 209V210H2ZM6 208V209H5ZM81 208H76L75 210H76V213H75V211L74 210H68L66 213L69 215V217H71L72 216V219H71V222H73L74 220H75V215L77 214V212H82V211H80V209ZM86 208V209H85ZM89 208V207H88ZM100 208V211L99 212H97L98 210L97 209H99ZM170 208V209H169ZM173 209V210H172ZM56 211V212H57ZM4 212V213H3ZM69 212H71V213H75V215H74V213L71 215V213H69ZM94 212H96L97 214V216H96V218H98V216H99V213H100V215H101V221L100 220H95L96 218H95V214H93ZM152 212V213H151ZM172 212H173V214H174V216L172 215ZM104 213H105V215H104ZM159 214V218H158V214ZM91 214H88V215H91ZM118 214V215H117ZM71 215V216H70ZM104 215V216H103ZM115 215V216H114ZM116 215H117V217H116ZM172 215V216H171ZM33 216V213L31 212V207H29L28 206V217H32ZM67 216V215H66ZM103 216V217H102ZM114 216V217H113ZM162 216V217H161ZM106 219H108L106 222L105 221H103V223H102V220H104L105 218ZM163 217H164V219L165 220H163ZM167 217H169V218H167ZM174 218V219H176V221H174V219H173V222H178L177 224H179L178 226H181V227H178L177 226V224H176V228L173 226V222L171 221V224L172 225H170V221L169 220H171L172 218ZM52 218V217H51ZM50 217H49V220H51L52 221V219H51ZM95 218V219H94ZM111 218V219H110ZM114 218V219H113ZM115 218H116V220H115ZM158 218V219H157ZM161 218H162V222L160 221L159 223L160 224H158V222H156V224H155V221H159V220H161ZM167 218V219H166ZM105 219V220H106ZM121 219V218H120ZM177 219L178 220H180V221H177ZM5 220V217H1L0 218V224L1 225H4L3 223H6V220ZM91 220L92 221H94V222H96V223H99V224H101L102 223V225H101V228H102V226L103 227H105L106 226V229H108V227H109V229L108 230H104L105 228H102L101 230H99L98 229V227L96 226V223H92L91 222ZM112 220V221H111ZM167 220V221H166ZM110 221V222H109ZM101 222V223H100ZM109 222V223H108ZM164 222V223H163ZM75 224H76V221L74 222ZM72 224V225H75V224ZM92 223V224H91ZM161 223H163V225H161ZM169 223V224H168ZM95 224V225H94ZM104 224V225H103ZM159 225V227H158V225ZM174 224V225H175ZM93 225V227H91ZM156 225V226H155ZM163 226V227H165L164 229L161 227V226ZM169 225H170V227H169ZM96 228H95V227ZM108 226V227H107ZM167 226V227H166ZM57 227V226H56ZM55 227V229L57 230V231H54L55 232V234L53 233V231L51 230L52 228L49 226L47 229L50 231V232H48V234L49 235H51V233H52V235L51 236H53V237H48L49 239H51L52 241H53V243H52V241L50 240L48 243H47V246H46V248H47V250L49 251L48 253H50V251H53V252H51L52 253V256L53 257H56L57 256V254H59L61 251H63V249H64V246H65V241H64V234H61V232L63 231L61 228H60V226H58L57 228ZM161 227V228H160ZM173 227V228H172ZM51 228V229H50ZM92 228V229H91ZM166 228H169V229H166ZM179 228H181V229H183L184 228V230H181L180 229V231H182V232H185V236H184V234H182V232H180V231H178L179 230ZM94 229H95V231H94ZM150 229H151V231H150ZM155 229V230H154ZM163 229V230H162ZM165 229L166 230H170V233H169V231H165ZM61 230V231H60ZM97 230H98V232H97ZM102 230H104V231H102ZM154 230V231H153ZM175 230H177V232L175 231ZM100 231H102V232H100ZM140 231V232H139ZM144 233V235H145V237L143 236V233ZM148 231V232H147ZM156 231V232H155ZM161 231V232H160ZM163 231H165V235H166V232H167V234H171L172 233V235L174 234V235H178V236H180V239L181 238H183L182 240H179L180 241V244L178 243L179 241H177L178 240V237L177 238H175L174 236H172V235H170V238L169 237H167V236H169V235H167V236H165L164 235V233H163ZM172 231H174V232H172ZM187 231V230H186ZM57 232H59V233H57ZM100 232V233H99ZM149 232H150V234H152V235H150L149 234ZM158 232V233H157ZM162 234H160V233ZM64 233V232H63ZM95 233V234H94ZM104 234L105 236H107V238H105V237H103V235H100L99 236V234ZM140 233H142V234H140ZM146 233V234H145ZM157 234V235H155V234ZM184 236V237H182L181 236V234ZM47 234V236H49ZM61 234V235H60ZM127 234V233H126ZM147 234H148V236H147ZM160 234V235H159ZM180 234V235H179ZM59 235V236H58ZM63 235V238H61V236ZM140 237H139V236ZM154 235H155V237H156V241H154ZM54 236H55V238H54ZM100 237V241H99V237ZM142 236V237H141ZM157 236H158V238H157ZM160 236V237H159ZM161 236H165L164 238H165V240H164V238H162ZM146 237H148V239H146ZM150 237H153L152 238V241H151V239H150ZM172 237V238H171ZM53 238V239H52ZM59 238V239H58ZM123 238H125V237H123ZM142 238L144 239V240H142ZM162 238V239H161ZM191 238V237H190ZM48 239V240H49ZM63 239V240H62ZM95 239V238H94ZM146 239V240H145ZM157 239H158V243H157ZM168 239H170V240H168ZM174 239H176L175 241H174ZM59 240V241H58ZM62 240V241H61ZM102 240L105 242V241H107L106 242V244L107 245H104L105 243H103L102 242ZM160 240H164V241H162V242H159ZM169 241L168 243L166 242V241ZM184 240V241H183ZM58 241V242H57ZM99 241V242H98ZM142 241H144V246L145 247H147V248H145V247H141V244L143 243ZM145 241H149V242H147V246L145 245ZM174 242V245L172 246V244H173V242ZM177 241V242H176ZM182 241V242H181ZM51 242V243H50ZM56 242V243H55ZM63 242V243H62ZM109 242V243H108ZM137 242H138V240H137ZM155 242V243H154ZM187 242L185 243V246H184V244H183V247H182V249L183 248H187L188 246H187ZM103 243V244H102ZM119 243V244H118ZM139 243H137L138 245H139ZM165 243H167V244H165ZM169 243H171L169 246H167ZM264 244V238H263V242L262 241H260L259 242V244H260V246L262 247H264V245H262V244ZM99 244H101V247H100V245ZM110 244V245H109ZM150 244H152V245H154L153 247L150 245ZM51 245V246H50ZM62 245H63V247H62ZM95 246V247H97V249L95 248V247H93V246ZM98 245H99V248H98ZM138 245H137V247H138ZM148 245H150V246H148ZM176 245V246H175ZM188 245H190V244H188ZM56 246H58V248L56 247ZM92 246V247H91ZM106 246V247H105ZM108 246H109V248H108ZM113 246V247H112ZM158 246V247H157ZM162 246V247H161ZM164 246V247H163ZM167 246V247H166ZM171 246V247H170ZM174 246H175V249H174ZM52 247V248H51ZM54 247H55V249H54ZM104 247V248H103ZM110 247H112V249L110 248ZM116 247V248H115ZM168 247H170L171 248V250H170V248L168 249ZM173 247V248H172ZM45 248V249H46ZM53 249V250H49V249ZM63 248V249H62ZM101 248V249H100ZM105 248L107 249H109V251L111 250V251H113V252H109V254L111 255V256H113L114 257V254H115V252H116V254L118 255V256H122V254H123V256L124 257H117L116 256V254H115V258H113V257H111L110 255H108V254H106L105 252V254H102V252L105 250ZM113 248H115L114 250H113ZM119 248H121L120 250H118ZM133 250H132V249ZM145 248V249H144ZM150 248V249H149ZM178 248V247H177ZM57 249L59 250V251H57ZM94 249H96V250H94ZM98 249H100V250H98ZM104 249V250H103ZM108 249H107V251H108ZM149 249V250H148ZM263 249L264 248H261V251H262V254H260L259 256H261L262 257V259H260L259 260V258L258 257H256L255 259L257 260V261H255L257 264H264V251H263ZM3 250L6 252V251H8V248L6 249H4L3 248ZM102 250V251H101ZM143 250V251H142ZM153 250V251H152ZM167 250V251H166ZM169 250V251H168ZM56 251V252H55ZM97 251H98V253H99V251L101 252V253H99V254H97ZM118 251H119V253H118ZM120 251H122V253L120 252ZM156 251V252H155ZM159 251V252H158ZM171 251V252H170ZM173 251H175L174 253H173ZM58 252V253H57ZM128 252H129V255L131 254V256H129V258H127L126 259V257L125 256H127L128 257ZM134 252H136V253H134ZM139 252L141 253V254H139ZM148 252V253H147ZM150 252V253H149ZM4 253V252H3ZM56 253V254H55ZM114 253V254H113ZM124 253H126V254H124ZM139 255H138V254ZM160 254V255H158V254ZM165 253H167V254H165ZM170 253H171V255H170ZM173 253V254H172ZM178 253V252H177ZM146 254V256L145 257H147V261L145 260V261H142L143 263H141V261L140 260H142L141 258H142V255L144 256ZM169 254V255H168ZM1 255H2V253H1ZM1 255H0V258H1ZM98 255V256H97ZM137 255V256H136ZM141 255V256H140ZM148 255L150 256V257H148ZM207 253L205 254V257L207 258ZM3 256H4V254H3ZM97 256V257H96ZM105 256H106V258H105ZM107 256H108V258H110V259H112V260H110V262H107V261H109L108 260V258H107ZM170 256V257H169ZM178 256V255H177ZM154 257V258H153ZM164 259H163V258ZM168 257V258H167ZM204 257V258H205ZM260 257V258H261ZM52 258V257H51ZM103 258H105V259H103ZM120 258H122V259H120ZM132 258V259H131ZM150 258V259H149ZM157 260H156V259ZM162 258V259H161ZM172 258V259H171ZM107 259V260H106ZM126 259V260H125ZM170 259V260H169ZM207 259H209V257L207 258ZM255 259H252V261H251V259H249V258H247V259H243V261L242 260H240V261H242L241 263H240V261H239V264H245L246 263V261L247 262H249L248 260H250V262H249V264L252 262L253 264L255 263L253 260H255ZM16 260V259H15ZM18 260V259H17ZM52 260V262L54 261V259H51ZM106 260V261H105ZM125 260V261H124ZM152 260V261H151ZM154 260V261H153ZM168 260V261H167ZM140 261V262H139ZM164 261V262H163ZM178 261H180V263L178 262ZM245 261V263H243ZM262 261V262H261ZM105 262H107V263H105ZM158 262V263H157ZM169 262V263H168ZM173 262V263H172ZM178 262V263H177ZM184 262H183V264H184ZM259 262H261V263H259ZM255 263V264H256ZM16 264H22V259L20 258V260H18V261H16ZM126 264H129V263H126ZM132 264V263H131ZM188 264V263H187ZM205 264V263H204ZM246 264H248V263H246Z\"/></svg>",
	"mask_w": 264,
	"mask_h": 264
}]
</instances>
